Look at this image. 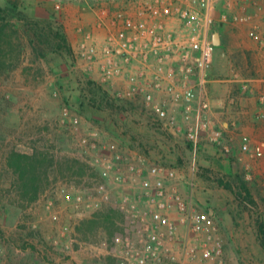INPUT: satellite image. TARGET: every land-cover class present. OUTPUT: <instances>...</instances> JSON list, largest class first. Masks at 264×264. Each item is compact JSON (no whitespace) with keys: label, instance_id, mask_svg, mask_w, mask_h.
<instances>
[{"label":"rangeland","instance_id":"rangeland-1","mask_svg":"<svg viewBox=\"0 0 264 264\" xmlns=\"http://www.w3.org/2000/svg\"><path fill=\"white\" fill-rule=\"evenodd\" d=\"M126 1L80 0L81 6L87 5V12L97 11L95 26L79 23L76 30L80 37H68L65 24L69 5L79 0H0V16L10 21L0 44V50L6 51V55H0V264H110L108 257L114 258L120 245L114 241V251L110 252L102 228L96 237L85 241L76 226L97 212L116 208L124 217L125 223L121 224L127 226L123 235L137 232L139 224L121 206L135 204L146 219L151 209H157L152 198L153 179L147 174L149 165L174 169L176 179L165 181L168 198L181 196L190 205L189 210L214 223V238L221 254L198 264H264V250L256 234V213L240 206L235 196L216 182L217 176L240 175L264 215V157L257 159L254 155V148L264 140H251L237 130L235 135L225 133L213 122L210 112L212 85L238 95L247 90L234 82L235 75L242 79L261 75L241 41V47L232 49L235 36L256 47L248 38L247 24H217L213 28L220 34V44L213 50L210 74L216 82L206 88L211 103L208 111H199L195 118V109L191 126L181 123L169 128L152 124L150 111L137 100V112L132 114L135 131L118 124V110H125L120 109L122 103L111 108L99 98L89 101L87 93L94 86L120 99L117 94L122 84L118 79L102 80L105 64L100 56L87 62L77 55L88 35L98 50L102 48L107 32L97 22L101 8L114 10ZM57 4L62 5L61 12ZM218 8L220 11L221 2ZM52 18L63 27L66 42L55 35L57 31L44 27L51 24ZM259 61L264 62V55ZM233 95L222 98V108L236 106ZM170 113L181 115L178 109ZM103 118L113 125L102 124ZM236 120L231 124L236 126ZM189 127L197 134L196 144L187 139ZM217 130L222 139L215 143L210 136ZM244 137L247 142H243ZM35 149L56 155L51 169L53 179L38 202L20 210L14 205L17 194L6 158L13 150L31 154ZM117 155L122 156L121 160ZM65 158L85 164V174L63 176L58 162ZM118 174L123 176L120 181L116 180ZM171 218L177 222L180 238L174 253L182 258L187 244L199 245L204 237L199 236L198 241L178 223L182 215L176 209H172Z\"/></svg>","mask_w":264,"mask_h":264},{"label":"built area","instance_id":"built-area-1","mask_svg":"<svg viewBox=\"0 0 264 264\" xmlns=\"http://www.w3.org/2000/svg\"><path fill=\"white\" fill-rule=\"evenodd\" d=\"M56 9L61 12L62 5L57 4ZM111 9L103 7L97 16L99 27L107 32L102 48L98 50L88 35L77 55L87 62L100 56L105 64L102 80L118 79L122 90L117 96L135 103L141 100V107L151 113L152 124L169 128L181 123L191 126L196 104L201 112L210 109L206 88L213 82L210 74L217 46L212 29L217 24H249L248 37L264 55V0H129ZM234 82L243 84V89L251 94L253 78L235 75ZM257 97L264 106V93ZM172 109L180 110L181 115L171 114ZM255 118L262 120L263 112H257ZM196 135L189 127L187 139L196 144ZM210 139L217 143L222 133L217 130ZM247 141L244 137L243 142ZM254 155L257 159L264 157V141L254 148ZM121 158L117 155L118 160ZM147 174L153 179L152 198L157 209H151L146 219L135 204L121 206L140 229L131 235L116 236L115 243L120 248L114 256L115 264H198L218 258L221 249L214 238L212 220H204L195 210H189L190 205L181 196H167L165 181L175 180L176 171L149 165ZM122 178L118 174L116 180ZM172 209L182 215L178 223L189 233L197 240L204 237L199 245L187 244L182 258L174 253V245L180 243V238L177 222L171 218Z\"/></svg>","mask_w":264,"mask_h":264},{"label":"trees","instance_id":"trees-1","mask_svg":"<svg viewBox=\"0 0 264 264\" xmlns=\"http://www.w3.org/2000/svg\"><path fill=\"white\" fill-rule=\"evenodd\" d=\"M1 11V10H0ZM1 13V12H0ZM9 20L4 16H0V44L3 43V37L6 33V28L9 25ZM57 31L55 35L59 39L66 42L65 32L63 27L57 20L52 18L51 24L44 26ZM56 27V28H55ZM6 51L1 49L0 55H6ZM3 63L2 61L0 64ZM93 83H91L92 85ZM90 93H87L89 101L94 102L97 98L101 99L107 107L115 108L116 103H122L120 109L125 108V111H132L137 107L135 102L125 99H117L111 96L110 92L103 90L100 86L91 88ZM124 102V103H123ZM133 108V109H132ZM55 154H51L46 149H35L31 154H26L13 150L6 158L7 166L13 175V187L17 194V200L14 205L20 210H26L34 203L38 202L41 195L44 194L49 183L52 181L51 169L55 165ZM60 173L71 176L82 177L86 170V165L78 161H69L65 158L62 162H58ZM209 173L208 171H206ZM216 182L223 188L229 190L239 202L240 206L246 209H252L255 215L257 240L264 250V215L258 211V206L255 202L250 188L244 182L243 178L238 174H230L228 176H217ZM123 214L119 209L110 208L105 213L97 212L92 217L81 220L76 226V231L82 235L83 239L89 240V237H96L99 229L105 231L109 241V251L113 252V244L117 235L124 234L126 229L123 220ZM121 224V225H120ZM123 227V228H122ZM127 227V226H126ZM125 229V230H124ZM110 264H114L115 260L112 255L108 257Z\"/></svg>","mask_w":264,"mask_h":264},{"label":"crops","instance_id":"crops-1","mask_svg":"<svg viewBox=\"0 0 264 264\" xmlns=\"http://www.w3.org/2000/svg\"><path fill=\"white\" fill-rule=\"evenodd\" d=\"M86 6L85 5L81 6L80 0H79V3H75L74 6L69 5V9H68L69 19L68 21L66 19L67 24H65V31L68 34V37H80L79 34L77 33L78 31L76 30L79 23H83L86 25L91 24L92 26H95L94 23H95V18H96L95 16L97 15V11H93V13L87 12ZM68 15H67V18H68ZM244 27L245 29H248L247 25ZM213 30L214 29H212V34L214 38L216 33ZM241 35L242 34H240V36ZM239 41H241V43L243 44L244 49H245L244 51H246L249 54L250 61L255 66L258 65V70L261 71L260 72L261 75H259L260 77L253 78L254 84H252L253 87L251 89V94L245 91L237 95L234 93V91L230 92L229 90L227 93L226 89H219V88H216V86L212 85L210 87V90H211L210 97H211V101L213 105L210 110L211 116L213 118V122L217 126L218 125L221 126L224 129L225 133L227 134L235 135V130H237L240 135L242 134V135L251 137L250 138L251 140L253 137L256 139L260 138L264 140V118L259 121L256 120L255 118V114L259 111H262L264 114V106H262L258 102V97H257L258 94L262 92L264 93V79H262V77L264 78V62L259 61L260 57L263 58V55L258 52L256 47L255 48L251 47L250 42L247 43V40L243 37L242 38L239 37L237 39L235 36L233 38V41L231 42L232 49L237 50L238 47H241ZM213 82H216V80H213ZM210 85L211 84H209L208 86ZM232 95L236 99L237 104L236 106L233 107V109H231L229 105L228 108H225L226 109L225 110L224 108L221 107V100L222 98L224 99H226L227 97L230 98V96ZM195 109H197L196 114H195V118H197L198 117L197 115L199 112L197 104H196ZM133 110L135 111L126 110V113H124L125 110H118L119 112L117 114H119L118 115L119 126L122 124V125H126V127L133 128V130H135L137 126H136V123L132 122V119H133L132 114L134 112L136 113L137 109L135 108ZM127 115H131V116L127 117ZM104 118H103V121L101 122L102 124H107V125L112 124L113 125L110 119H104ZM235 119H237L236 126L231 124V122L233 120L235 121Z\"/></svg>","mask_w":264,"mask_h":264},{"label":"water","instance_id":"water-1","mask_svg":"<svg viewBox=\"0 0 264 264\" xmlns=\"http://www.w3.org/2000/svg\"><path fill=\"white\" fill-rule=\"evenodd\" d=\"M214 44L218 46L220 44V34L216 33L214 36Z\"/></svg>","mask_w":264,"mask_h":264}]
</instances>
